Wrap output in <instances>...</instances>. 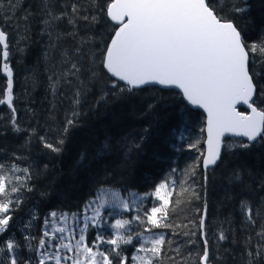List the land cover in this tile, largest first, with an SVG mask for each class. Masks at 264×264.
<instances>
[{
	"label": "trees",
	"instance_id": "1",
	"mask_svg": "<svg viewBox=\"0 0 264 264\" xmlns=\"http://www.w3.org/2000/svg\"><path fill=\"white\" fill-rule=\"evenodd\" d=\"M110 2L54 0L57 13L71 14V6L77 4L82 9L81 17L85 14L96 17L95 22L78 19L75 36L67 17L59 23L57 31L64 35L56 58L59 49L71 51L82 38L87 39L83 47L86 58L82 63L88 67L94 60L97 76L102 78L100 83L90 87L78 106L77 126L65 134L63 128L73 108L69 99L72 89L61 87V94L55 98L50 92L49 73L43 59L50 41L47 35L41 34L40 0H0V30L7 33L16 124L20 129L13 131L11 109L6 104L0 105V164L6 168L13 164L21 169L29 168L28 175L32 179L26 183L33 189L18 193L24 199L11 215L12 218L23 216L25 221L23 224L15 221V240L21 242L26 235L35 237L44 214L80 212L102 188L142 195L153 192L159 183L167 182L171 195L165 223L169 227L150 231L162 235L166 241L155 264H199L203 253L201 236L203 242L205 238L208 240L209 264H264V254L249 255V252L256 253L260 243L257 232L264 225V139L259 138L249 149L235 147L242 141L225 140L233 143L231 151L222 150L223 162L206 172L205 183L199 165L203 139L201 113L187 108L173 90L144 87L122 93L119 88L127 87L117 83L119 88H113V80L104 73L101 62L115 30L105 15ZM210 2L218 10L223 8V15L235 23L246 45L264 38V24L260 22L264 19V0ZM234 4L247 10L243 13L229 11ZM29 12L32 15L27 20L22 19ZM1 51L0 48V91H3L7 84ZM253 58L257 63H251ZM260 61L259 53H250L252 69L264 71V63ZM259 89L264 93V80L259 81ZM104 93L107 95L101 100ZM255 100L254 106L259 111L264 110V95L258 93ZM149 104L153 107L149 108ZM42 137L54 145L64 137V144L58 145L62 150L51 152L44 147ZM105 143L109 145L108 151L98 156V149ZM192 144L195 147H190ZM81 153H86L83 160ZM237 168L243 171V185L229 180ZM9 175L23 178L25 174L21 171ZM244 189L245 195L241 194ZM242 200L251 202L256 217L254 225L246 219ZM204 205L207 206L205 229L201 233L200 215ZM138 214L144 218V224L133 221L129 229L133 244L121 245L126 264L139 245L136 230L141 235L149 225L138 206L130 212L115 214L122 219ZM33 215L35 220H32ZM29 221L33 224L26 229ZM221 232L226 236L223 241L219 239Z\"/></svg>",
	"mask_w": 264,
	"mask_h": 264
},
{
	"label": "snow or ice",
	"instance_id": "2",
	"mask_svg": "<svg viewBox=\"0 0 264 264\" xmlns=\"http://www.w3.org/2000/svg\"><path fill=\"white\" fill-rule=\"evenodd\" d=\"M71 8V14L66 11L57 13L54 0H40V12L43 14L40 19L41 34L47 35L50 41L43 53L46 70L49 73L50 92L55 98L61 94L59 91L61 87L66 86L72 89L69 99L73 108L63 128L65 134L77 126L76 118L80 115L78 106L90 87L100 83L102 79L97 76L93 66L94 60L88 67L82 63V60L86 58L83 55V47L88 43L87 39L82 38L79 45L71 51L66 48L59 49V57L56 58L59 41L64 35L57 29L63 19L67 17V22L73 26V36H75L78 19L86 22L96 21L95 16L90 17L85 14L81 17L79 15L82 11L81 6L73 4ZM246 10V7L235 4L229 9L236 13H243ZM30 15L32 13L29 12L22 19L27 20ZM106 15L119 27L115 30L111 43L106 46L101 63L108 74L129 86L119 88V85L113 81L112 87L119 88L122 93H132L133 89L149 83L174 85L182 90L184 98L191 105L203 108L207 113V153L202 154V164L206 172L223 162L222 148L231 151L232 146L223 144L221 140L226 133L247 138V142H238L235 145L239 149H249L258 142V138L264 139V110L258 111L254 106L257 94L264 95L259 89V81L264 80V71L250 67V53H259L260 62L264 63V38L246 45L235 23L223 15V8L218 10L210 0H111L107 5ZM0 46L3 49L4 61L2 71L7 77L6 90L0 91V105L6 104L11 109L13 131H19L13 100V70L8 63L9 44L7 33L3 30H0ZM18 50L23 51V49ZM251 63H257V61L253 58ZM105 95L107 93H104L100 99L102 100ZM237 103L247 105L251 109V114L238 112L235 107ZM151 107L153 105L149 104V108ZM41 139L44 147L54 153H59L62 149L58 145H63L65 142L64 137L57 140L55 145L48 143L43 137ZM190 147H195V144ZM108 149L109 145L105 143L98 149L97 155L106 153ZM84 158L86 153H81V160ZM21 171L25 174L23 178L9 175L10 172ZM29 172L30 169L27 167L21 169L13 164L11 168H6L0 164V197L3 198L0 199V235L8 231L9 222L12 219L11 212L18 209L24 199L18 193L22 190L28 192L33 190L26 183L32 179V176L28 175ZM242 177L243 171L237 168L233 170L229 180L243 185ZM204 179L206 183L207 175ZM167 188V182H161L155 187L152 195L162 203L160 206L151 207L150 212L146 210V223L150 228L145 227V232L169 227L165 223L168 218V196L171 195L166 191ZM101 191L107 194V190L102 188ZM110 194L119 203L109 204L103 196L97 195L94 200L85 205L82 210L85 227L79 229L81 234L75 246L70 242H64L65 239H71V233L68 237L65 236V227H58L55 224L49 227L50 219L58 220L63 224L70 217H75V213L51 212L44 220V230L36 245L31 243L35 237L26 235L25 240L31 245L29 251L36 253L35 264H65L68 261L71 264H126L123 256L124 249L121 245L133 244L130 226L133 221L138 224L145 222L139 214L131 219H117L111 225V228L115 230L112 233L114 238L105 239L104 232L98 231L93 246H83L85 241L83 233L89 226L88 222H92L91 226L96 228H99L100 222L108 226L107 220L101 216V208L118 207L123 212L130 210L131 205L126 202V198L122 200L115 191ZM130 195L136 196L135 193ZM139 199L143 201L145 197H139ZM241 208L245 211L247 221L254 225L256 217L253 216L251 202L242 200ZM89 211L92 215H87ZM35 219L33 215L32 220ZM25 227H31V221ZM200 229L203 233L204 218L200 220ZM125 232L128 234L125 235ZM136 236L139 238L138 230H136ZM257 236L260 237L259 246L255 254L249 252L250 256L264 254V225L257 232ZM219 239L221 241L226 239L223 232L220 233ZM96 243L108 244L111 248L93 251ZM148 243L151 247H144V244ZM165 243L162 235L150 241L145 240L137 251L150 252L151 257L134 255L132 259L139 260L141 264H155L161 257ZM19 248V243L10 236L6 242L0 243V252L5 254V259L0 261V264H31L29 257L20 255ZM62 250L65 253L74 251L75 257L62 255ZM209 251L208 240L205 238L199 264H209Z\"/></svg>",
	"mask_w": 264,
	"mask_h": 264
},
{
	"label": "rangeland",
	"instance_id": "3",
	"mask_svg": "<svg viewBox=\"0 0 264 264\" xmlns=\"http://www.w3.org/2000/svg\"><path fill=\"white\" fill-rule=\"evenodd\" d=\"M260 22L262 24H264V19H262ZM223 144H227V145L233 146V143L230 142V141L229 142H225V140H224ZM222 150H223V148H222ZM225 188L227 189L228 187L226 186ZM219 189L221 190L220 187H219ZM105 190H107V194L105 193V191L98 190L96 192V194L94 196H92L84 204V207H85V205L88 204L89 201L94 200L97 195L103 196L104 199L106 201H108L109 204H117V203H119L118 201H116L111 196L110 193L112 191L117 192L122 200L126 198V202H128L131 205V208H130V210L128 212L137 209V206H138L139 209H142V213H143V215L145 217H146V215H145L146 210H149V212H150L151 207H153V206H160L161 203H162L160 200H157L152 195V193L154 191L151 192V193H148L147 195L146 194L139 195V194H136L135 192H133V193L136 194V196L133 197V196L130 195V193H132L130 191H127L124 194H121L117 190H113V189H105ZM166 191L169 192L168 188L166 189ZM241 194H243V195L247 194L246 189L242 190ZM139 197H145V199L143 201H141L139 199ZM0 199H3V198L0 197ZM84 207L82 208V210L84 209ZM82 210H80V212H78V213H75L76 214L75 217H70L63 224L59 223L58 220H52V219H50L49 220V227L53 226L54 224H55V226H58V227H65L66 228L65 236L68 237L69 233H71V239H65L64 242L65 243H69L70 242V243L73 244V246H75L76 240L79 239V235L81 234L80 231H79V229L85 227V220H84V215H83ZM100 211H101V216L104 217L105 220H107L108 226L106 227L103 222H100L99 223V228H96V227H92L91 226L92 225V222H88L89 223V226H88L87 230L83 233V235L85 236V241L83 242V246H89L90 244H91L90 247L93 246L94 242H96V234H97L98 231H103L104 232L105 239H107V238H114V237H112V233L115 230L111 228V225L114 224L117 219H122L120 217L115 216V214H118V213H127V212H123L118 207H104V208H101ZM12 213H13V211L11 212V214ZM50 213L51 212H49L47 214H44L40 218V225H39V227L37 229V233L35 235V240H33L31 242L32 245L38 244L39 239L41 238V235H42V231L44 230V220H45L46 217H49V214ZM58 214H60V213H58ZM87 215H92V212L89 211L87 213ZM28 219H29V217H28ZM15 221L16 222H20V224H23L24 221H25V218L23 216L20 217V218H15V216H14L10 220V222H9L10 225H11V228H9L8 231L6 233H4L3 235H0V243L6 242V240H7V238L9 236L12 237L15 240V237H16V234H17V228H16V225H15ZM32 224L33 223H31V225ZM27 228H29V227H27ZM126 233L127 232H125L124 234H126ZM18 235H19V231H18ZM157 236H159V234L153 233V232H150L149 231V232H145V233L139 235V238L136 237L139 245H138V247H136L131 252V255H130L129 263L128 264H141V262L139 260H133L132 259V257L134 255L137 256V257H151V253L150 252L149 253L138 252L137 249L141 246V244L143 243V241H145V240L150 241L151 239H154ZM18 243L20 245V248L18 249L20 255L22 257H29L30 258V261H31V264H35V261H36V253L29 251V247L31 245H29V243L25 239H22V241L21 242H18ZM144 247L150 248L151 247V244L150 243L144 244ZM110 248H111V245L96 243V246L93 247V251H104L105 249H110ZM61 254L62 255L67 254V255H71V256L75 257V252L74 251L71 252V253H65L62 250ZM106 254H107V252H106ZM4 259H5V254L2 253V252H0V261H4ZM65 264H71V262L68 261V262H65Z\"/></svg>",
	"mask_w": 264,
	"mask_h": 264
},
{
	"label": "water",
	"instance_id": "4",
	"mask_svg": "<svg viewBox=\"0 0 264 264\" xmlns=\"http://www.w3.org/2000/svg\"><path fill=\"white\" fill-rule=\"evenodd\" d=\"M241 1H242L243 3H245V2H247L248 0H241ZM106 9H107V7H106ZM105 15H106V11H105ZM106 18H107L108 22L111 23V24L115 27V30L119 27V25H117V24H115L113 21H111V20L107 17V15H106ZM115 30H114V32L112 33V35H111V37H110V39H109L107 45L111 43V39H112V37H114V35H115ZM107 45H106V46H107ZM0 48H1V50L3 51L2 46H0ZM2 51H1V55H2ZM105 51H106V49H105ZM105 51H104V54H105ZM103 59H104V55H103ZM103 59H102V61H103ZM2 60H3V58H2ZM2 67H3V64H2ZM102 69H103L104 73H105L110 79H112V80L115 81L116 83H119V84H121V85H123V86H125V87H129L128 85L125 84V82H123V81H119V80H117V78L112 77L110 74H108L107 71H106V69L103 68V64H102ZM4 77H5L6 81H7V77H6L5 74H4ZM144 87H156V88H159V89H162V90H173V91H175L176 93H178V94L180 95L181 101L183 102V104H184L187 108H189V109H191V110H196V111H198V112L201 113V115H202V117H203V123H202V135H203V139H202V152H201V156H200V159H199V165H200V168H201V170H202V172H203V179H204V177H205V175H206V171H205V169H204V167H203V164H202V160H203V155H202V154L206 155V153H207V144H206V141H207V131H206V128H207V113L204 111L203 108H200V107H198V106L191 105V104H190V103L184 98L183 93H182V90L179 89V88H177V87H175L174 85H160V84H156V83H149V84H146V85H142V86H140L139 88H135V89H133V90L141 89V88H144ZM235 107H236V110H237L238 112H241V111H239V109H241V110H242L241 113H243V114H247V115H250V114H251V109H250L247 105H245V104H243V103H237ZM258 111H259V110H258ZM225 139H236V140H239V141H242V142H247V138H246V137H243V136H236V135H233V134H231V133H226V134L221 138L222 143H223V141H224ZM258 139H259V138H258ZM214 167H215V166H213L212 168H214ZM212 168H210L209 170H211ZM209 170H207V172H208ZM204 180H205V179H204ZM201 218H204V219H205V205H204V207H203V209H202V212H201V215H200V220H201ZM199 229H200V228H199ZM200 232H201V229H200ZM201 233H202V232H201ZM201 235H202V234H201ZM201 240H202V236H201ZM203 248H204V244H203Z\"/></svg>",
	"mask_w": 264,
	"mask_h": 264
}]
</instances>
